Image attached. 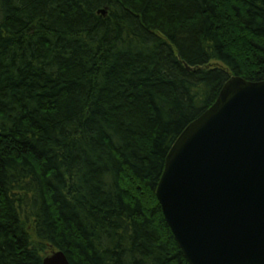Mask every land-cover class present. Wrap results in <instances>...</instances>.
<instances>
[{
  "label": "trees",
  "instance_id": "16d2710c",
  "mask_svg": "<svg viewBox=\"0 0 264 264\" xmlns=\"http://www.w3.org/2000/svg\"><path fill=\"white\" fill-rule=\"evenodd\" d=\"M231 74L264 0H0V264H189L155 187Z\"/></svg>",
  "mask_w": 264,
  "mask_h": 264
},
{
  "label": "water",
  "instance_id": "95a60500",
  "mask_svg": "<svg viewBox=\"0 0 264 264\" xmlns=\"http://www.w3.org/2000/svg\"><path fill=\"white\" fill-rule=\"evenodd\" d=\"M155 196L189 264H264V79L227 78L170 145Z\"/></svg>",
  "mask_w": 264,
  "mask_h": 264
}]
</instances>
